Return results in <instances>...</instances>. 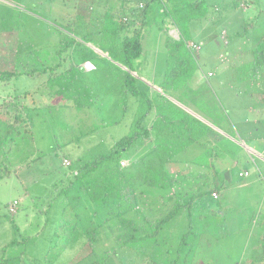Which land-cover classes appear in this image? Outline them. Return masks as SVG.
I'll return each mask as SVG.
<instances>
[{
    "label": "trees",
    "instance_id": "trees-1",
    "mask_svg": "<svg viewBox=\"0 0 264 264\" xmlns=\"http://www.w3.org/2000/svg\"><path fill=\"white\" fill-rule=\"evenodd\" d=\"M108 1L101 15L87 21L77 14L52 53L35 47L32 42H17L13 56L18 67L0 70V84L3 85L21 77L45 79L41 84L43 91L37 98L25 91L0 103V181L12 175L11 168L16 169L23 160H29L22 152L34 145L31 113L35 110L43 109L52 114L63 108L99 114L103 96L110 93L121 118L129 110L133 114L130 132L116 141L107 153L77 158L67 168L61 164L74 179L64 189L73 191L72 199L79 197L77 204L74 203L77 208L85 202L93 207L92 214L89 216L81 208L74 214L76 219L72 224L63 221L54 231L57 242L63 246L49 245L42 259L28 258L23 252L11 259L0 258V264H56L67 248L72 250L77 242L88 249L87 258L92 264H106L118 251L140 256L142 264H186L187 253L185 250L183 255L182 250L192 242L189 236L195 223L218 218L210 212L203 214L200 203L220 187H214L207 175L200 170L193 172L190 167L207 166L198 165L199 157L194 153L209 151L207 147L212 144L214 130L171 101L200 115L214 127L219 128L226 120L208 83L192 85L197 72L196 59L183 32L191 23L207 18L204 2ZM168 21L180 35L178 39L165 37L162 79L158 87L152 88L137 77L135 63L143 54L146 30L155 25L158 31L166 33ZM18 26L7 27L6 31L14 32ZM95 49L106 56L99 55ZM85 63L92 64L93 69L86 70ZM263 69L264 51L254 52L252 62L237 70V82L264 86ZM53 97L60 104L46 105L45 98ZM104 127L105 124L99 126ZM93 131L95 129L81 133L78 139ZM220 144L218 142L217 146ZM139 145L148 146L144 154L122 167L121 162L125 161L122 153L137 149ZM173 165L176 168H172ZM208 168L215 178L213 167ZM69 198H65L66 205L71 203ZM19 211L20 207L17 214ZM180 214L185 215L188 230L176 247L177 256L169 259L171 250L162 249L157 241L162 230ZM7 217L13 219L8 214ZM58 228L62 237L57 236ZM14 229L18 231L17 226ZM33 239L25 237L22 243ZM109 240H113L114 245H107L110 246L107 248ZM16 244L18 242L13 241L2 249ZM99 247L103 248L99 252L101 258L95 256ZM260 260L264 264V244Z\"/></svg>",
    "mask_w": 264,
    "mask_h": 264
},
{
    "label": "rangeland",
    "instance_id": "rangeland-1",
    "mask_svg": "<svg viewBox=\"0 0 264 264\" xmlns=\"http://www.w3.org/2000/svg\"><path fill=\"white\" fill-rule=\"evenodd\" d=\"M79 1L0 0V70H13L18 67L13 56L17 42L21 40L32 42L35 47L52 53L60 38L64 36V30L73 23L75 13L81 14L87 21L104 11V0ZM175 2H204L203 8L208 11V17L191 23L183 35L188 41L200 46V51L195 56L197 67L195 76L198 78L200 71L206 76L210 74L207 79H201L200 83H208L212 97L224 110L225 119L229 124H233L231 136L227 139L222 138L219 146L218 142H212L207 147L209 151L206 154L204 151L194 153L197 158L199 157L197 164L207 166L203 168L190 166L191 169L193 172L202 171L210 180L211 171L208 166H212L217 173V179L223 180L224 183H228L229 180L234 182L239 171H248L251 179H258L259 176L264 179V86L237 83L236 78L237 70L252 62L254 52L264 51V0H175ZM3 22L6 23V27L3 26ZM17 25L19 26L16 31H6L7 27L15 28ZM166 26L167 31L174 30L173 27ZM167 35V32L158 31L155 25L147 29L142 42L143 54L135 63L137 77L146 79L152 88L158 85L163 75L164 40ZM83 65L87 68L93 66L90 63ZM262 71L264 73V69ZM44 80L21 77L8 85L0 84V103L15 96V93L25 91L37 98L36 96L43 91L41 84ZM45 100L46 105L60 104L54 97ZM129 104L132 109L133 100L129 101ZM35 111L31 113L34 145L27 146L22 152L29 160H23L16 169L11 168L12 175L0 181V258L11 259L24 252L28 258L40 260L46 254L49 245L63 246L57 242L55 229L63 221L72 224L76 219L74 214L79 213L81 208L90 216L93 207L86 202L82 203L81 208L75 206L79 197L72 199L73 191L64 189L74 179L69 171L61 167L62 160L66 159L72 163L77 156L84 159L107 153L116 141L130 132L133 117L132 111L129 110L121 118V112L110 93L103 96L99 114L94 111L78 112L63 108L52 111V114L43 109ZM35 113L37 115H34ZM238 120L242 122L236 124ZM115 122L118 123L113 125ZM103 124L106 127L99 128ZM94 129L89 136L78 139L81 133ZM31 147L35 148V151H31ZM147 147L139 145L137 149L122 153L121 157L125 160L123 162L126 164L140 157ZM35 158L39 159L32 161ZM224 161L226 165L225 163L223 165ZM172 168L176 166L173 165ZM221 195L228 201V204H225L228 209L224 213V218L221 220L208 218L195 223L189 236L192 242H188L187 249L182 250L183 255L185 250L187 253L186 264L249 263V252L252 247L247 248L245 257L242 255L251 232L237 231L231 226V220L239 218L245 227L248 226V222L255 226L251 245H257L258 237L264 230V201L261 202V198L260 201L257 200L258 195L253 188L244 192L223 191ZM67 196L71 197L69 205H66ZM241 196L246 199L240 200ZM13 200L19 202L20 211L11 220L7 217L5 205ZM14 226L19 230L16 231ZM187 230L188 221L184 214H180L160 233L157 245L162 249L171 250L168 254L169 259L177 256L176 247ZM223 232L227 233V236L219 238ZM57 236L62 237L60 228ZM25 237L35 239L22 243ZM162 237H166V240ZM13 241H17L18 244L2 249ZM107 245L113 246V240H109L105 245L107 248L110 247ZM70 249L67 248L56 264H92V260L87 258L88 249L83 247L82 243L77 242L73 249ZM102 249L101 247L96 249V257L101 258L99 252ZM106 264H142V258L132 256L128 251H118L117 256L112 254Z\"/></svg>",
    "mask_w": 264,
    "mask_h": 264
},
{
    "label": "crops",
    "instance_id": "crops-1",
    "mask_svg": "<svg viewBox=\"0 0 264 264\" xmlns=\"http://www.w3.org/2000/svg\"><path fill=\"white\" fill-rule=\"evenodd\" d=\"M81 1L82 0H80L79 2H81ZM121 1L122 2H127V3L143 2V1H140V0H121ZM104 2H109V1L108 0H104ZM75 16H76V13L73 16L72 22H75ZM211 18H212V16H211ZM166 25H169V26L173 27L174 30H171V31L168 30L167 31V26ZM166 25H165V30L168 33V36H170L171 38H173V35L171 33L172 31H176L180 35V33L177 30V28L174 27L171 22L168 21L166 23ZM192 43H194V42H192ZM140 80L144 81L146 84L149 85V83H148V81L146 79H144V78L141 77ZM159 83H158V85L153 86V88L158 87L159 86ZM200 84L201 83H200L199 76H198V78L195 76L194 79H193V82H192L193 87L199 86ZM171 101H173L176 105L180 106L182 109H184L190 115L194 116L197 119L200 118L201 119V120L199 119L200 121H202L206 125L210 126L214 130V132L211 135L212 142L214 141L215 143H217V142L221 143L222 138L227 139L229 136H231L230 133L233 130L232 129L233 128V124L232 123L229 124L228 121L223 120L220 123L219 128L214 127L208 121H206L205 119H203L200 115L194 113L193 111H191L188 108H185V107L181 106L180 104H178L177 102H175L172 99H171ZM236 122H237L236 124H240L242 122V120H238ZM249 149L251 151H253L252 148H249ZM77 158H82V157L81 156H77L76 159ZM224 163L226 165V162L225 161L223 162V165H224ZM223 165L220 164V166H223ZM244 173H246L247 175L246 176H243V177H240L239 176V174H244ZM249 178H250V174H249L248 171H246V172L239 171L238 174H237V176H236V179L234 180V182H231L229 180L228 183H224L223 180L217 179V173H216V177L215 178L211 176L210 177V180L214 184V187H220V188H218L217 191H213V192H216L217 193L218 199L217 200H213L212 197L209 196L205 200L201 201V203H200V205H201L200 206L201 207V212H204V213L210 212V214H216L218 216V219L219 220L223 219L224 218V213H226V211L228 209L225 206V204H228V201L226 199H223L222 198V195H221V193L223 191L226 192V191H229V190H234V192H236V191L244 192L245 190H248V189H252L253 188L254 189V192H256L257 195H258V199L257 200H259V198H261L260 199L261 202L264 201V179H263V177L259 176L258 179L257 178H254V179H251L250 178L249 179ZM218 182L219 183L222 182V183L219 184ZM233 196H234V194H233ZM242 199L245 200L246 198H244V197L241 196L240 197V200H242ZM8 203H6V204H8ZM235 203H236V205H238L237 202H235ZM211 204H213V205L211 206ZM246 204H247V200H246ZM224 206H225V208H224ZM241 222L242 221H239V218H234V219L231 220V226L234 229H237V231H240V230L247 231L248 230L249 232H251V233H249L248 240L246 241V243L244 245V247L246 246V249H245L244 254L242 255V257H245L246 256V254H247V251H246L247 248L248 247H252V249H250V252H249L250 259L248 261L249 262L248 264H263V262L260 260V258H261V246H262V244H264V230H263V233L260 234V236L258 237V240H257L258 243H257V245H255V244L251 245L252 238L254 236V234H252V233H253V230L255 229V226L250 225L251 223L248 222V226L245 227V225L241 224ZM18 230H19V228H18ZM226 236H227V233L223 232L222 235H219V238L220 237H226Z\"/></svg>",
    "mask_w": 264,
    "mask_h": 264
},
{
    "label": "built area",
    "instance_id": "built-area-1",
    "mask_svg": "<svg viewBox=\"0 0 264 264\" xmlns=\"http://www.w3.org/2000/svg\"><path fill=\"white\" fill-rule=\"evenodd\" d=\"M172 35H173V38L174 39H178L179 38V34L176 32V31H172L171 32ZM188 48L191 50L192 54L194 55V57L198 54V52L200 51V46L195 44V43H192V42H189L188 43ZM196 59V57H195ZM86 70H89V69H93V66H91V68H87L85 67ZM210 76V74H208ZM208 75L206 76L205 74H203L201 71L199 73V78H200V81L201 79L204 78L207 79ZM127 164V163H126ZM125 162H121V166H125L126 165ZM62 166L67 168L70 166V162L66 159L62 160ZM247 174L244 173V174H239L240 177H243V176H246ZM211 197L213 200H217L218 199V195L216 192H213L211 194ZM18 208H19V202L17 200H13L12 202H10L8 205H7V213L8 215L11 217V218H14L16 215H17V211H18Z\"/></svg>",
    "mask_w": 264,
    "mask_h": 264
},
{
    "label": "water",
    "instance_id": "water-1",
    "mask_svg": "<svg viewBox=\"0 0 264 264\" xmlns=\"http://www.w3.org/2000/svg\"><path fill=\"white\" fill-rule=\"evenodd\" d=\"M95 51L98 53V54H100V55H102V56H106V55H104L102 52H100L99 50H97V49H95ZM134 75V74H133ZM135 76V75H134ZM200 119V118H199ZM201 120V119H200Z\"/></svg>",
    "mask_w": 264,
    "mask_h": 264
}]
</instances>
